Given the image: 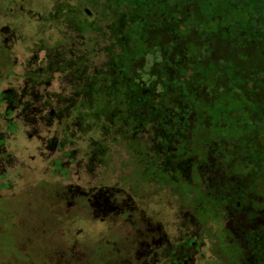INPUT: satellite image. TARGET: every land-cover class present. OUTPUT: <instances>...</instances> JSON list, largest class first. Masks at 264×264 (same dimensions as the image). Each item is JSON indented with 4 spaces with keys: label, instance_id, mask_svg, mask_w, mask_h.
<instances>
[{
    "label": "flooded vegetation",
    "instance_id": "flooded-vegetation-1",
    "mask_svg": "<svg viewBox=\"0 0 264 264\" xmlns=\"http://www.w3.org/2000/svg\"><path fill=\"white\" fill-rule=\"evenodd\" d=\"M6 3L0 264H264V167L221 138L213 153L175 147L159 129L173 122L157 120L154 107L151 119L117 120L130 105L95 104L90 89L83 103L77 75L92 72L76 71L70 30L79 4L92 16L86 2L56 3L48 15L32 0ZM69 10L72 26L54 20ZM27 17L59 24L67 42L20 61ZM132 107L138 116L142 106Z\"/></svg>",
    "mask_w": 264,
    "mask_h": 264
},
{
    "label": "trees",
    "instance_id": "trees-1",
    "mask_svg": "<svg viewBox=\"0 0 264 264\" xmlns=\"http://www.w3.org/2000/svg\"><path fill=\"white\" fill-rule=\"evenodd\" d=\"M85 2L92 16L79 4L70 30L76 71L92 72L77 75L83 103L90 89L95 104L130 105L117 120L151 119L154 107L175 147L213 153L221 138L264 167V0ZM71 10L54 20L72 26Z\"/></svg>",
    "mask_w": 264,
    "mask_h": 264
},
{
    "label": "rangeland",
    "instance_id": "rangeland-1",
    "mask_svg": "<svg viewBox=\"0 0 264 264\" xmlns=\"http://www.w3.org/2000/svg\"><path fill=\"white\" fill-rule=\"evenodd\" d=\"M85 1L86 0H32V4L39 7V10L41 9L44 15H48L56 3L66 2L71 3L72 5H78L79 2ZM5 2L6 0H0V9L8 6V3L5 4ZM23 28L24 34L28 39L25 44L26 47L24 46V48H20L18 51L20 61L23 58L25 59L26 57L31 58L35 56L37 54L36 51L38 50L37 47L40 45L49 48H56L67 42V38L65 37L67 32L57 23L48 22L46 28L43 29L42 25L41 28L39 27L35 19L27 17L24 19ZM39 55L43 56V54ZM58 86L59 81L55 82L53 89H57Z\"/></svg>",
    "mask_w": 264,
    "mask_h": 264
},
{
    "label": "water",
    "instance_id": "water-1",
    "mask_svg": "<svg viewBox=\"0 0 264 264\" xmlns=\"http://www.w3.org/2000/svg\"><path fill=\"white\" fill-rule=\"evenodd\" d=\"M87 13L90 15V12L87 10Z\"/></svg>",
    "mask_w": 264,
    "mask_h": 264
}]
</instances>
